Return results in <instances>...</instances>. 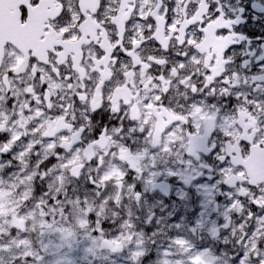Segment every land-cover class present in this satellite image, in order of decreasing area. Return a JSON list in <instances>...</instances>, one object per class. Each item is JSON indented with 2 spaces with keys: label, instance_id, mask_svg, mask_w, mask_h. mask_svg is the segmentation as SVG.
<instances>
[{
  "label": "snow or ice",
  "instance_id": "1",
  "mask_svg": "<svg viewBox=\"0 0 264 264\" xmlns=\"http://www.w3.org/2000/svg\"><path fill=\"white\" fill-rule=\"evenodd\" d=\"M0 264H264V0H0Z\"/></svg>",
  "mask_w": 264,
  "mask_h": 264
}]
</instances>
